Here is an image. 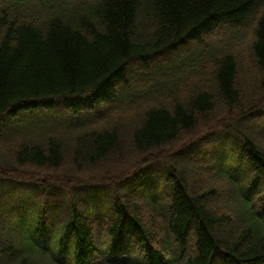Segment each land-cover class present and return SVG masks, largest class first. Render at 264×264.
I'll return each instance as SVG.
<instances>
[{
  "label": "trees",
  "instance_id": "trees-1",
  "mask_svg": "<svg viewBox=\"0 0 264 264\" xmlns=\"http://www.w3.org/2000/svg\"><path fill=\"white\" fill-rule=\"evenodd\" d=\"M0 264H264V0H0Z\"/></svg>",
  "mask_w": 264,
  "mask_h": 264
},
{
  "label": "rangeland",
  "instance_id": "rangeland-1",
  "mask_svg": "<svg viewBox=\"0 0 264 264\" xmlns=\"http://www.w3.org/2000/svg\"><path fill=\"white\" fill-rule=\"evenodd\" d=\"M153 91H151L152 93ZM69 152V151H68ZM165 156H167V152L163 153ZM107 164V163H105ZM165 164V163H164ZM73 164H66L64 166H62L61 169H63V167L65 168L64 170L66 171L67 174H74V173H78V171L73 169ZM191 165V164H190ZM86 167V166H85ZM191 167L186 168V170H184V175L187 179L191 178V182L194 180L195 182H197L198 184H207V183H211L210 181L212 180L216 187H218V189L221 191V195L219 197H217V201H219V203L222 205V207H230L232 208L234 205V196H233V192L231 190L230 185H228L229 182H227L225 179H220L219 176L217 175V171H203L200 167H195L194 169ZM101 168V167H100ZM87 173V172H86ZM197 185V184H195ZM214 204V203H212ZM221 205H217V208H220ZM216 206V205H215ZM219 206V207H218ZM94 225H96L95 222H93ZM98 225V224H97Z\"/></svg>",
  "mask_w": 264,
  "mask_h": 264
},
{
  "label": "bare ground",
  "instance_id": "bare-ground-1",
  "mask_svg": "<svg viewBox=\"0 0 264 264\" xmlns=\"http://www.w3.org/2000/svg\"><path fill=\"white\" fill-rule=\"evenodd\" d=\"M142 182L137 183V185H140Z\"/></svg>",
  "mask_w": 264,
  "mask_h": 264
}]
</instances>
